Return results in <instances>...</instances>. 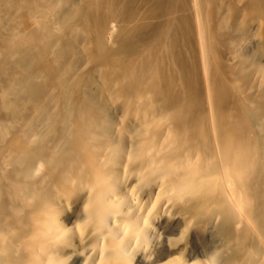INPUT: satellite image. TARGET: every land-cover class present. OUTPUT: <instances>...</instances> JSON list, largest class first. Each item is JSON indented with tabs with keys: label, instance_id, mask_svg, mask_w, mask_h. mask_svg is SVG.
<instances>
[{
	"label": "bare ground",
	"instance_id": "6f19581e",
	"mask_svg": "<svg viewBox=\"0 0 264 264\" xmlns=\"http://www.w3.org/2000/svg\"><path fill=\"white\" fill-rule=\"evenodd\" d=\"M76 196L102 264L161 207L264 264V0H0V264H67Z\"/></svg>",
	"mask_w": 264,
	"mask_h": 264
},
{
	"label": "rangeland",
	"instance_id": "374dc122",
	"mask_svg": "<svg viewBox=\"0 0 264 264\" xmlns=\"http://www.w3.org/2000/svg\"><path fill=\"white\" fill-rule=\"evenodd\" d=\"M134 178L128 181V185L133 184V188L130 196L131 201L125 206V209L134 206L132 198L142 199L146 206L151 203L153 205L157 195L155 193L153 196L146 195L149 186L144 182H136ZM127 192L130 193V190L123 191L124 194ZM167 199L168 197H161L156 200V203L160 207L164 203H169ZM80 200V197H73L70 204L69 199L64 207V212L60 215L61 222L68 229L66 235L70 238V233L76 234L74 240L71 241L72 246L68 247L72 254L67 264L103 263L104 259L101 258L106 249L101 243L94 245L88 240L80 241L77 238L76 227L78 224L82 225L84 218ZM161 208L157 210L158 214L154 213L155 210L152 211L150 209L152 211L148 222L151 229L150 242L148 244L139 243L138 245L130 246L127 254L130 263L182 264V259H184L186 264H194L196 262L200 264H217L216 259L212 256L216 245L215 229L211 227L212 224L206 228H193L190 233H186L183 219L174 211H163ZM185 249H188L186 253Z\"/></svg>",
	"mask_w": 264,
	"mask_h": 264
}]
</instances>
